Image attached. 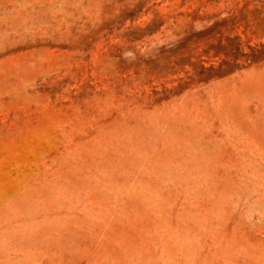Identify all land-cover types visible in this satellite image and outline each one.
I'll list each match as a JSON object with an SVG mask.
<instances>
[{"label": "rangeland", "instance_id": "rangeland-1", "mask_svg": "<svg viewBox=\"0 0 264 264\" xmlns=\"http://www.w3.org/2000/svg\"><path fill=\"white\" fill-rule=\"evenodd\" d=\"M0 264H264V0H0Z\"/></svg>", "mask_w": 264, "mask_h": 264}]
</instances>
